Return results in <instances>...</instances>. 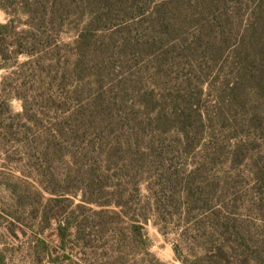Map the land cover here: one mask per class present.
I'll return each instance as SVG.
<instances>
[{
	"label": "rangeland",
	"instance_id": "1",
	"mask_svg": "<svg viewBox=\"0 0 264 264\" xmlns=\"http://www.w3.org/2000/svg\"><path fill=\"white\" fill-rule=\"evenodd\" d=\"M261 5L0 0V264H264Z\"/></svg>",
	"mask_w": 264,
	"mask_h": 264
},
{
	"label": "trees",
	"instance_id": "2",
	"mask_svg": "<svg viewBox=\"0 0 264 264\" xmlns=\"http://www.w3.org/2000/svg\"><path fill=\"white\" fill-rule=\"evenodd\" d=\"M260 10V11H258ZM257 10V14L259 17L260 22V28H258L255 33H254V39H255V44H254V52L256 55V60H257V65L256 70L254 68L253 71H251V65H249V62L243 61V70L241 72V77L242 78H249L250 81H252L255 84L256 89L260 92H264V6H260ZM16 32V33H15ZM93 29L88 27L87 30H85L81 35L79 42L83 44H87L90 41V34H93ZM17 34V37L15 35ZM21 35L19 32H17V28L15 24L12 21H9L7 23H0V57L3 61L9 60V58L17 59L19 56L24 55L28 56L29 58H34L35 57V52L29 50V45L33 46V48L36 45H40L44 42V40L40 39L39 36L35 35L33 38L34 40H25L24 38H21ZM10 38H14L15 41L14 43H10ZM16 47L14 50H10V47ZM13 55V57H12ZM39 59L34 58V61L31 63H35L36 65H39ZM38 61V63H37ZM27 63H24L23 65H26ZM184 128V130H186ZM187 134V133H186ZM144 210L142 209L141 211V219H140V225H136L135 228V233L136 235L141 239L143 249L147 252V254L151 255L150 253V239L148 234L145 232L144 229V224L145 222L148 221L147 215L144 214ZM65 221L67 222V225H60V242L62 244V249L64 250L65 248V243L66 240L68 239L69 236H71L73 233L71 231L70 227V219L65 217ZM78 233L76 234V237L79 239L80 233L79 230L77 231ZM178 252V251H176ZM183 263H185V260L181 259ZM156 264H163L159 262L158 260H155Z\"/></svg>",
	"mask_w": 264,
	"mask_h": 264
}]
</instances>
